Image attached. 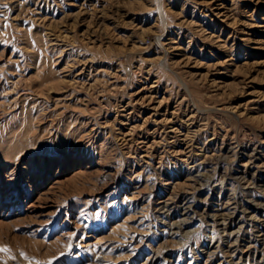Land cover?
Masks as SVG:
<instances>
[{
  "label": "rangeland",
  "instance_id": "1",
  "mask_svg": "<svg viewBox=\"0 0 264 264\" xmlns=\"http://www.w3.org/2000/svg\"><path fill=\"white\" fill-rule=\"evenodd\" d=\"M2 248L264 264V0H0Z\"/></svg>",
  "mask_w": 264,
  "mask_h": 264
},
{
  "label": "snow or ice",
  "instance_id": "2",
  "mask_svg": "<svg viewBox=\"0 0 264 264\" xmlns=\"http://www.w3.org/2000/svg\"><path fill=\"white\" fill-rule=\"evenodd\" d=\"M7 250H8L7 248L0 249V251H7Z\"/></svg>",
  "mask_w": 264,
  "mask_h": 264
},
{
  "label": "bare ground",
  "instance_id": "3",
  "mask_svg": "<svg viewBox=\"0 0 264 264\" xmlns=\"http://www.w3.org/2000/svg\"><path fill=\"white\" fill-rule=\"evenodd\" d=\"M246 182V181H245ZM261 263V262H260Z\"/></svg>",
  "mask_w": 264,
  "mask_h": 264
}]
</instances>
